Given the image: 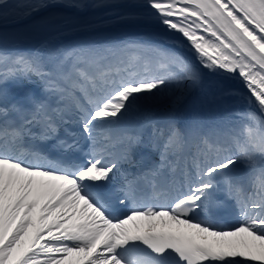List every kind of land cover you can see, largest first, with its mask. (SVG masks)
<instances>
[{"label": "snow or ice", "instance_id": "obj_1", "mask_svg": "<svg viewBox=\"0 0 264 264\" xmlns=\"http://www.w3.org/2000/svg\"><path fill=\"white\" fill-rule=\"evenodd\" d=\"M0 264H264V0H0Z\"/></svg>", "mask_w": 264, "mask_h": 264}]
</instances>
